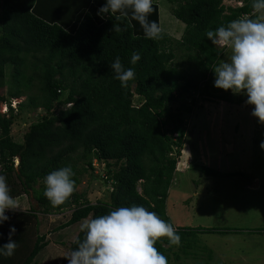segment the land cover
I'll use <instances>...</instances> for the list:
<instances>
[{
	"label": "trees",
	"instance_id": "trees-1",
	"mask_svg": "<svg viewBox=\"0 0 264 264\" xmlns=\"http://www.w3.org/2000/svg\"><path fill=\"white\" fill-rule=\"evenodd\" d=\"M105 2L0 0V90L7 87L0 104L25 96L16 109L0 113V175L6 176L18 203L28 205L5 213L9 219L0 224V247L15 227L12 239L18 248L11 257L0 254V264H68L61 261L64 257L49 256L51 238L56 236L57 246L75 250L83 233L79 227L67 241L71 226L121 206H143L171 223L166 199L187 119L203 102L233 103L230 93L210 83L225 49L212 45L206 31L239 17L254 18L252 0H242L239 7L226 6L224 0H167L184 30L179 39L162 32L157 40L147 39L135 21L125 31H112L114 24L123 28L127 21L99 15ZM149 20L160 26L157 0ZM134 52L141 59L132 65ZM117 56L136 73L127 87H121L111 69ZM27 112L35 119L19 142L12 126ZM95 163L103 165L102 177L95 173ZM68 165L76 188L85 173L109 185L107 200L92 203L75 191L66 204L52 206L43 195L44 178ZM199 171L206 177L230 176L205 166ZM29 197L35 204H28ZM52 216L61 218L49 222ZM176 230L181 244L214 231ZM155 246L167 259L175 247L167 239Z\"/></svg>",
	"mask_w": 264,
	"mask_h": 264
},
{
	"label": "rangeland",
	"instance_id": "rangeland-1",
	"mask_svg": "<svg viewBox=\"0 0 264 264\" xmlns=\"http://www.w3.org/2000/svg\"><path fill=\"white\" fill-rule=\"evenodd\" d=\"M157 3L163 32L179 39L184 24L172 16L167 0H157ZM223 4L239 7L243 2L224 0ZM228 55L224 50L221 59L226 60ZM209 79L214 86L213 72ZM6 90L7 87L1 89L0 94L4 95ZM228 93L232 95V104L203 102L187 119L184 146L166 199V214L175 229L214 231L198 233L190 237L189 243L184 241L179 247L175 246L168 254V264H264V147L261 146L264 124L251 116L252 108L245 103L246 96ZM24 99L25 96L18 99L15 105ZM21 118L11 132L19 142L35 119L30 112L22 114ZM201 166L230 176L206 177L199 171ZM95 167V173L102 177L103 165ZM80 180L75 190L77 194H84L92 203L107 200L109 185L105 186L88 173ZM24 203H18L17 210L27 209ZM28 204H35L31 197ZM60 218L52 216L48 221ZM79 227L75 225L67 230V241L74 239ZM54 240L56 236L47 247H53L49 256L64 257L61 261L68 263L65 255L69 249L57 246ZM43 254L44 251L40 258Z\"/></svg>",
	"mask_w": 264,
	"mask_h": 264
},
{
	"label": "clouds",
	"instance_id": "clouds-1",
	"mask_svg": "<svg viewBox=\"0 0 264 264\" xmlns=\"http://www.w3.org/2000/svg\"><path fill=\"white\" fill-rule=\"evenodd\" d=\"M251 8L254 18L239 17L214 31L207 30L206 37L212 45L229 53L228 58L221 59L212 70L214 87L246 96L245 103L252 108L251 116L264 124V0H252ZM152 12L153 0H106L98 10L101 16L108 14L117 21H127L123 28L114 24V32L133 27L135 21L147 39H161L162 28L156 21L149 20ZM140 59L139 52H134L130 63L135 65ZM111 69L121 87H127L136 77L134 68H125L119 56ZM17 100L1 103L0 113H7L9 107L16 109ZM14 164L18 166V159ZM74 175L71 165L46 175L43 195L52 206H62L71 199L76 190ZM10 191L6 176L0 175V224L9 219L6 211L19 209ZM79 231L83 236L77 238V247L65 255L68 264H168L156 243L167 239L170 247L181 245V236L173 225L143 206H121L96 218L84 219ZM15 232V227L10 228L8 242L0 247V254L5 257L13 256L18 248L12 239Z\"/></svg>",
	"mask_w": 264,
	"mask_h": 264
}]
</instances>
